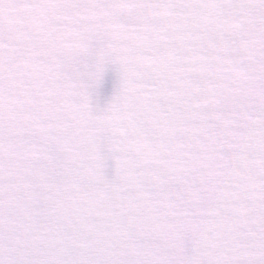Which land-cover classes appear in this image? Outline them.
<instances>
[{
    "label": "snow or ice",
    "instance_id": "snow-or-ice-1",
    "mask_svg": "<svg viewBox=\"0 0 264 264\" xmlns=\"http://www.w3.org/2000/svg\"><path fill=\"white\" fill-rule=\"evenodd\" d=\"M0 264H264V0H0Z\"/></svg>",
    "mask_w": 264,
    "mask_h": 264
}]
</instances>
